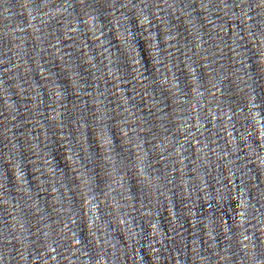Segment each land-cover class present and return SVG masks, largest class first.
I'll list each match as a JSON object with an SVG mask.
<instances>
[{"label": "water", "instance_id": "1", "mask_svg": "<svg viewBox=\"0 0 264 264\" xmlns=\"http://www.w3.org/2000/svg\"><path fill=\"white\" fill-rule=\"evenodd\" d=\"M0 264H264V0H0Z\"/></svg>", "mask_w": 264, "mask_h": 264}]
</instances>
